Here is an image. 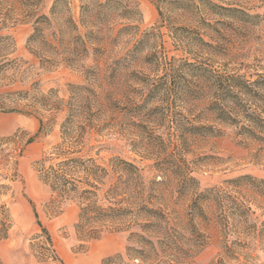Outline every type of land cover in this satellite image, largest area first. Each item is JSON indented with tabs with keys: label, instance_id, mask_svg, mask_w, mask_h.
I'll return each instance as SVG.
<instances>
[{
	"label": "rangeland",
	"instance_id": "rangeland-1",
	"mask_svg": "<svg viewBox=\"0 0 264 264\" xmlns=\"http://www.w3.org/2000/svg\"><path fill=\"white\" fill-rule=\"evenodd\" d=\"M118 1L128 8L117 27L125 28L116 33L113 43L100 46L99 52L89 48L86 55H73L65 62L66 51L78 46L68 41L70 31L60 25L68 17L77 20L79 0H0V37H7L5 44H0V140L17 134L20 140L12 155L21 149L18 177L6 182L10 190L3 196L11 227L8 237L0 241V262L58 264L49 257L48 245L40 237L34 207L63 264H264V243L247 246L231 243L230 238L223 241L214 226L200 220H196V228L170 221L156 232L131 228L87 239L74 227L78 214L74 203L64 204L59 213L49 210L50 190L39 180L35 161L59 141L65 111L52 113L47 131L26 143L37 131L39 114L48 115L42 107L26 112L30 111L26 109L28 101L50 91L51 96L66 101L71 86L93 89L108 102L112 119L92 134L91 144H97V139L102 147L100 161L118 156L139 166L150 180L155 175L153 161L142 152L144 130L150 127L147 114L163 105L162 100L173 104L180 96V87L166 91L156 79L145 80L144 74L161 75L154 57L166 56L177 63H197L209 69L240 68L251 80L255 73L264 76V0ZM53 7L57 12L54 17ZM159 11L165 24L157 27ZM41 16L52 20L43 26L48 37L53 30L64 31L56 50L27 41ZM79 33L85 31L80 28ZM14 92L23 93L17 104L22 112L6 110L15 103L11 100L15 95H8ZM218 128L222 135L185 150L200 189L243 174L264 178V145L239 142L233 127Z\"/></svg>",
	"mask_w": 264,
	"mask_h": 264
},
{
	"label": "trees",
	"instance_id": "trees-1",
	"mask_svg": "<svg viewBox=\"0 0 264 264\" xmlns=\"http://www.w3.org/2000/svg\"><path fill=\"white\" fill-rule=\"evenodd\" d=\"M79 1L77 20L68 17L60 25L70 31L68 41L78 46L66 51L65 62L73 55H86L89 48L99 52L100 46L111 45L116 33L125 28H117L128 8L122 1ZM166 1L178 4L185 0ZM56 13L53 7L51 16ZM158 14L157 27H160L165 20L162 12ZM51 21L39 17L28 43L56 50L65 36L63 29L53 30L50 37L44 34L43 26ZM80 28L85 31L83 35ZM6 41L7 37H0V44ZM154 58L161 75L144 74L145 80L156 79L166 91L180 87V96L173 104L162 100L163 105L147 114L150 127L144 130L142 152L153 161L155 175L150 180L143 176L139 166L118 156L100 161L98 153L102 147L97 139V144H91L92 134H97L112 119L108 102L104 103L93 89L71 86L66 101L51 96L52 91L28 101L26 109L30 111L26 112H37L42 107L48 115L39 114L37 131L26 143L47 131L52 113L65 111L59 141L35 161L39 180L50 190L49 210L59 213L64 204L74 203L78 208L74 227L87 239H97L105 231L131 228L156 232L170 221L185 222L196 228V220H200L214 226L223 241L230 238L231 243L247 246L264 243V178L243 174L224 180L221 185L200 189L184 157L185 150L193 144L222 135L218 125L233 127L241 143L264 145V76L255 73V79L251 80L240 68L209 69L197 63H177L166 56ZM21 94H8L15 95L11 99L15 103L7 111L22 112L17 107L18 100L24 98ZM19 140L17 134L0 140V241L8 237L11 227L3 196L10 190L6 182L16 181L18 177L16 165L21 149L15 155L12 151L15 152L13 147ZM33 214L40 237L48 245L49 257L63 264L34 207Z\"/></svg>",
	"mask_w": 264,
	"mask_h": 264
}]
</instances>
